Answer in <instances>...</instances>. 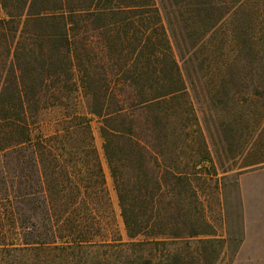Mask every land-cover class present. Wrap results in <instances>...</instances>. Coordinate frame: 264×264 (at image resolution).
Wrapping results in <instances>:
<instances>
[{"label":"trees","instance_id":"trees-1","mask_svg":"<svg viewBox=\"0 0 264 264\" xmlns=\"http://www.w3.org/2000/svg\"><path fill=\"white\" fill-rule=\"evenodd\" d=\"M156 1L0 0V175L10 181L0 199L10 198L0 207V264H215L220 257L198 185L214 160ZM222 2L190 5L199 18L212 9L221 17ZM252 46L258 64L245 77L259 110L254 103L234 111L239 124L250 120L233 134L246 144L247 134L258 142L264 133V38ZM220 83L215 97L232 99L237 83ZM44 110L57 111L54 130L35 133Z\"/></svg>","mask_w":264,"mask_h":264},{"label":"rangeland","instance_id":"rangeland-1","mask_svg":"<svg viewBox=\"0 0 264 264\" xmlns=\"http://www.w3.org/2000/svg\"><path fill=\"white\" fill-rule=\"evenodd\" d=\"M217 1L223 3L222 0ZM223 1L226 6L225 14L219 17L218 10L212 9L208 16L205 15L203 18L198 17L200 10L194 9V6L190 5V0H157L156 2L173 52L192 94L190 99L214 160V166L205 167V176L198 185L201 187L200 196L205 215L211 225L206 228L211 232L208 237H216L222 241L221 254L215 264H264V195H255L253 202L255 208L248 209L254 215L248 216L245 214L247 208L238 182L240 176L246 172L264 177V164L246 169L243 167L255 158L264 159V133L259 132L258 142H253L247 134L248 144L243 139V142H240L239 138L233 136L238 129L243 131L242 127L246 124L248 130L250 123V120H247L239 124L238 113L234 111H238L240 106L246 111L254 103L259 110L258 102L251 95L254 84L252 78L245 76L253 71L251 63L258 64L252 52V47L254 48L252 44L264 38V2L260 1L258 4V0ZM229 57L236 58L232 67L225 64ZM229 70L243 72L236 76L231 75ZM223 78L227 82L237 83L236 87H231L229 95L232 99L221 95L218 96L219 99L215 97V93L217 94L221 87L220 80ZM211 79L217 80L218 83L214 90L206 88ZM236 91L240 93L237 94ZM256 100L259 101V98ZM259 108L262 109V104ZM78 110L85 111L83 106H79ZM56 112L42 111L38 122L34 125V132L52 133L54 119L58 117ZM233 118L236 119V124L231 123ZM246 119L247 117L244 120ZM100 125V119L93 117L92 130L95 144L105 171L112 205L123 238L128 240L120 215L118 196L103 151ZM228 134L229 140H226ZM8 169H4L5 172ZM9 185L8 177L5 180L0 175V199L8 197ZM9 199L5 198L1 201L0 207L7 205ZM4 224L5 230L9 229L5 221Z\"/></svg>","mask_w":264,"mask_h":264},{"label":"crops","instance_id":"crops-1","mask_svg":"<svg viewBox=\"0 0 264 264\" xmlns=\"http://www.w3.org/2000/svg\"><path fill=\"white\" fill-rule=\"evenodd\" d=\"M261 164H264V159L262 158L259 160L255 158L253 161L248 162L247 164L243 165V167L246 169L250 167L259 166ZM251 174L252 172H246L242 174L238 181L240 185V192H241V195L243 196V200L245 201V207L247 208V210L245 209V214L248 216L254 215V213L248 211V209L255 208V205L253 203L255 200V195L256 196L264 195V177H259V176L251 175ZM209 226L211 225L209 224ZM213 235L215 234L213 233Z\"/></svg>","mask_w":264,"mask_h":264}]
</instances>
